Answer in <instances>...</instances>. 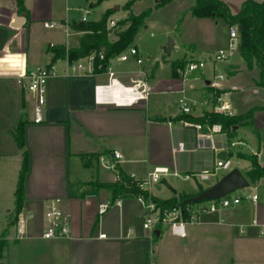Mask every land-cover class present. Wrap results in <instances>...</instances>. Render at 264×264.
<instances>
[{
  "label": "crops",
  "instance_id": "obj_1",
  "mask_svg": "<svg viewBox=\"0 0 264 264\" xmlns=\"http://www.w3.org/2000/svg\"><path fill=\"white\" fill-rule=\"evenodd\" d=\"M71 1L74 0H24L26 21L22 27L14 28L10 22L12 14L18 13L15 0H0V232L13 208L23 160L12 136L21 120H26L24 140L29 154L25 202L16 225L9 230L2 264H264V181L252 185L253 194L259 196L257 202L249 199L246 206L241 207L243 202L233 206L236 210L230 216V208L202 213L186 223L185 237L174 235L166 224L157 228L155 235L144 228L148 200L132 197L114 201L109 191L91 193L88 185L96 180L116 181V167L143 181L148 171L165 167L167 174L158 182L144 183V188L156 198L168 199L180 194L193 196L202 191L200 186L205 189L219 182L232 168L217 167V162L225 158L231 166L236 158V169L245 174L249 162L231 155L236 146L237 151L245 152L243 138L231 140V144L226 133L218 132L202 140L185 120L170 119L183 114L182 97L190 105L195 103L189 115L199 117L212 111L216 90L226 93L230 114H242L263 104L231 111L237 104L229 97L237 88L230 78L244 69V62L238 52L228 61L214 60L218 50L229 45L230 26L223 19L193 16L190 7L195 0H190L184 13L194 17L199 29L204 28L205 39L178 41L173 37L175 45L170 55L163 49L166 57H155L153 63L143 59L135 39L130 46L137 48L141 64L134 58L121 61L113 56L103 70L68 74L67 60L58 59L54 62L56 76L47 82L45 119L34 123L33 96L19 85L17 76L51 63V45L78 44L82 33L75 31L71 25L76 22L67 18ZM222 1L237 13L244 0ZM109 2L90 0L89 6L98 9L100 19L107 10L119 9V5L112 7ZM147 19L143 26H147ZM51 21L65 26L45 27L44 23ZM47 29H51L48 34ZM176 47L182 54L175 60L202 59L206 61L205 68L173 75L172 51ZM166 66L170 70L163 74ZM109 67L124 86L139 83L137 88L145 90L146 97L132 104L117 103L110 93L98 99L96 86L108 82ZM197 105L201 106L200 112L196 111ZM253 121L260 138L264 137V110L256 111ZM115 151L120 158H115ZM250 154H257L264 166L261 149L251 150ZM204 172H208L206 178H202ZM177 177L191 181L188 191L174 185L171 180ZM158 183L166 185L165 192L153 187ZM55 199L69 215L68 238L43 237L48 205ZM101 204L109 205L103 213L99 212ZM250 210L252 221L243 219ZM237 226L244 228L237 230Z\"/></svg>",
  "mask_w": 264,
  "mask_h": 264
},
{
  "label": "trees",
  "instance_id": "obj_2",
  "mask_svg": "<svg viewBox=\"0 0 264 264\" xmlns=\"http://www.w3.org/2000/svg\"><path fill=\"white\" fill-rule=\"evenodd\" d=\"M134 1L135 0H128L124 7L130 10ZM15 3L18 13H26L27 15L28 10L25 7L24 0H15ZM108 11L109 10L97 21L73 23L71 27L75 31L82 33L78 39V44L74 46H67L66 44L51 45L49 48V52L52 53L50 64H53L58 59H67L69 62H72L95 53V70L100 71L105 69L111 57L120 54L128 46L133 44L139 29L150 16L152 9L148 8L139 14L129 12L126 17L119 19L111 28L108 27ZM190 12L195 17L223 19L229 26L236 25L239 33L238 53L243 59V68L252 69L258 67L261 72H264V0H244L241 9L237 13H233L227 3L222 0H195L194 4L190 7ZM111 35L115 36L114 40L110 38ZM100 52H103L104 55L102 59L99 58ZM189 61L190 60L184 58L172 61V74L177 75L178 69H185ZM259 84L264 87L263 82ZM221 91L222 90H216L215 96ZM258 110H264V102L260 106L251 107L242 114L205 111L204 114L199 117L189 114H180L170 119H183L197 122L202 124L204 129L208 125L215 123L220 124L222 132L228 135L229 143L232 144L231 140L236 132L235 126L241 124L254 126V114ZM25 124L26 120H21L12 133L13 138L22 152L23 160L14 192L13 208L9 213L7 224L0 232V264H2V260L5 257L9 230L12 226L16 225L25 202V178L29 170V154L25 148L24 140ZM231 155L249 162V167L244 175L251 185H256L258 182L264 181V166L260 164L257 154L237 151L235 154ZM116 173L118 178L114 182H101L98 180L89 182L88 185L91 187L90 192L97 193L100 189H105L109 191L111 199L114 201L132 197H141L145 200H151L155 203L161 217L165 210L181 207L185 211L186 206L189 204L186 202L190 197L188 194H180L168 199H159L151 195V193L144 188L143 180L133 179L118 167H116ZM200 190H203L202 186H200ZM184 218H188L186 212H184ZM161 219L156 225L157 228H160L162 225Z\"/></svg>",
  "mask_w": 264,
  "mask_h": 264
},
{
  "label": "built area",
  "instance_id": "obj_3",
  "mask_svg": "<svg viewBox=\"0 0 264 264\" xmlns=\"http://www.w3.org/2000/svg\"><path fill=\"white\" fill-rule=\"evenodd\" d=\"M82 21H87V17H83ZM114 23V22H113ZM45 27L47 28H57L64 27L65 24L51 21L45 22ZM229 45L227 48H222L218 50V52L214 56V60L216 62H224L228 61L234 57V55L238 52L239 47V33L238 27L236 25L230 26L229 28ZM104 57L103 52H100L99 58L102 59ZM121 61H129L132 58L136 59V61L141 64L143 60L138 57V50L134 46L127 47L120 54L115 55ZM67 60V59H66ZM96 61V54L92 53L84 58L74 60L69 62L67 60V73L73 74L76 72H86L91 73L94 70V64ZM84 62H87L88 66L85 65ZM206 66V61L202 59H191L185 69H178L177 72L182 75H187L189 73H193L199 70L204 69ZM109 69V80L104 85L96 86V94L97 98H105L109 93L112 94V97L117 103L122 104H132L134 101H137L139 98L146 97V94H143V91L138 87L139 83H136L134 86H124L121 84L113 75L112 70ZM56 76L55 66L53 64L40 65L28 72L20 74L17 76V81L19 85L28 91L33 96V122L34 123H42L45 119V107H46V93H47V82L50 77ZM218 77H222L219 75ZM214 85H217L214 82ZM120 90L122 93V97L115 98L114 92L115 90ZM131 96V97H129ZM226 93L220 92L218 95H214L215 104H213V110L215 112H223L229 113V104L225 102ZM195 105L194 102L191 105L188 103L185 97L180 99L181 112L183 114H191L192 108L191 106ZM185 124L188 126H192L197 131V136L199 139H211L215 133L222 132V127L220 124H212L206 126L204 129L202 124L197 122H191L185 120ZM115 158H120L121 154L118 151L114 152ZM217 167H222L224 169H228L231 167V161L227 158L219 160L217 162ZM168 169L165 167H155L152 170L148 171L146 180L144 183L150 184L152 182H158L161 180L162 176L167 174ZM208 172L202 173V178H206ZM188 177V176H187ZM250 199L253 202L258 201V194L248 195L246 197L239 195H232V193L217 198L214 200H204L198 203H189L185 211L181 207H174L170 210H165L162 213V217L160 216L159 210L156 208L155 203L151 200L147 201V209L148 214L143 222L144 228L151 231L154 234L157 229L156 225L158 221L161 219L162 224H166L170 227L171 232L174 235L179 237L186 236L185 225L188 221H195L198 218V215L206 212H217L221 211L233 206L240 204L243 199ZM109 207L108 204H101L99 212L103 213ZM184 212L188 214V218H184ZM47 218V226L44 230L43 237L50 238H68L70 235V227H69V215L66 214L60 207V200L55 199L50 201L48 205V210L46 212Z\"/></svg>",
  "mask_w": 264,
  "mask_h": 264
},
{
  "label": "rangeland",
  "instance_id": "obj_4",
  "mask_svg": "<svg viewBox=\"0 0 264 264\" xmlns=\"http://www.w3.org/2000/svg\"><path fill=\"white\" fill-rule=\"evenodd\" d=\"M4 1L8 2L9 0ZM127 1L128 0H111V2H109V5H112V7L119 5V9H109L108 27H113L119 19H122L123 16H126L129 12L139 14L144 10L151 8L152 11L147 19V26H143L135 38V41L139 46L141 56L144 60H149L150 63H153L155 57L162 58V56H165L162 47L168 43L169 36L177 37L176 39H178V41H187L194 38L205 39L206 33L204 28L201 27L199 29L198 25L194 21V17H187L184 13L183 9H185V6L190 0H161L159 3H156V0H135L130 10H127L124 7ZM89 4L90 0L71 1L67 5L68 20L79 23L83 16L87 17V20L99 19L98 9H91ZM99 11H101V9H99ZM49 30H45L47 34L50 33ZM110 38L114 40L115 36L111 35ZM69 46H74V43L70 42ZM181 54V49L176 47L172 51V59L175 60L177 57H181ZM169 70L170 67L166 66L162 73H167ZM230 82H232V84H234L237 88L235 95L229 97L230 102L234 101L237 104V108L233 107L231 111H235V109L240 111L241 109H246L252 105L263 103L264 87L259 83H264V72H261L258 67H254L252 69H242L238 71L236 74H234V76H231ZM197 96L200 97L201 94L199 93ZM200 108L201 106L197 105L196 111L200 112ZM173 111H177L176 105H174ZM238 137L244 139L245 146L243 149L245 153H251V150L258 152L261 149L262 153L264 154V137L262 136V138H260L255 126L245 124L239 125L238 129H236L235 136L232 138V141H236ZM226 139H228L227 136ZM238 148L239 146L232 148V151L234 152L233 154L237 152ZM236 162V158L233 159V164L230 171L239 168ZM171 181L176 183L174 185L178 186L179 188L183 187L187 191L191 182L183 181L179 177L173 178ZM154 186H158L164 192L167 188L163 183L154 184L153 187ZM262 190L264 191L263 188ZM253 192L254 190L252 185H249L235 190L232 192V195L246 197L248 195H252ZM242 202L243 203L241 207L249 204L250 200L244 198ZM235 210L236 208L230 207V209L227 210L228 216H230V214H232V212ZM247 218H252L251 210L250 212L248 211L244 214L243 219ZM250 221H252V219ZM242 228L244 227L237 226V230ZM246 243L249 244L250 242L246 241ZM248 263L246 262V264Z\"/></svg>",
  "mask_w": 264,
  "mask_h": 264
},
{
  "label": "water",
  "instance_id": "obj_5",
  "mask_svg": "<svg viewBox=\"0 0 264 264\" xmlns=\"http://www.w3.org/2000/svg\"><path fill=\"white\" fill-rule=\"evenodd\" d=\"M158 1V0H156ZM26 21V13L18 14L14 12L12 14V20L10 26L14 28H20ZM175 45L173 37L168 38V43L164 46V51L170 55V50ZM236 127V126H235ZM249 185V181L246 176L238 169H234L226 174L219 182L209 188H205L198 194L190 196L187 203H198L204 200H214L224 197L239 188H243ZM158 233V231H156Z\"/></svg>",
  "mask_w": 264,
  "mask_h": 264
},
{
  "label": "bare ground",
  "instance_id": "obj_6",
  "mask_svg": "<svg viewBox=\"0 0 264 264\" xmlns=\"http://www.w3.org/2000/svg\"><path fill=\"white\" fill-rule=\"evenodd\" d=\"M114 94H115L114 97L116 99L122 97V93H121V91L119 89L115 90ZM129 97H131V96H129Z\"/></svg>",
  "mask_w": 264,
  "mask_h": 264
}]
</instances>
